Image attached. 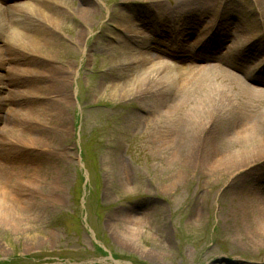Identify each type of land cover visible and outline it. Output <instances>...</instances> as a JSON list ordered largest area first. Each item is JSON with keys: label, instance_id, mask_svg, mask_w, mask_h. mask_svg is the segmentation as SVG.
I'll return each instance as SVG.
<instances>
[{"label": "rangeland", "instance_id": "374dc122", "mask_svg": "<svg viewBox=\"0 0 264 264\" xmlns=\"http://www.w3.org/2000/svg\"><path fill=\"white\" fill-rule=\"evenodd\" d=\"M175 1L57 0L30 49L11 37L26 34L23 17L0 10V197L20 228L0 220V264H264V247L239 233L264 153L224 166L243 151L238 133L264 129V102L163 69L148 93H122L147 50L219 60L264 84V0L170 11ZM175 131L196 134L203 159L178 158L179 141L164 144Z\"/></svg>", "mask_w": 264, "mask_h": 264}, {"label": "bare ground", "instance_id": "6f19581e", "mask_svg": "<svg viewBox=\"0 0 264 264\" xmlns=\"http://www.w3.org/2000/svg\"><path fill=\"white\" fill-rule=\"evenodd\" d=\"M2 0H0V10L4 11H14L19 16H22L23 19V26L26 31V34L24 35L19 34L16 32L15 34H12L11 37H14L15 40L21 45H25L28 49L31 47H36L35 44V36L37 34H40L41 32L47 31L45 25L53 24V16H48V14L45 13V7L51 6V4L55 5L58 4L57 0H35V4L30 2H24V1H17L14 2L12 5H8L6 8H2ZM34 2V0H32ZM154 1V0H151ZM203 2L200 0L198 1H175L173 8H170V11H200L201 9H204L202 7ZM208 3V2H207ZM206 3V4H207ZM44 5V6H43ZM150 4L148 6L142 7L146 11H161L162 7L159 3ZM251 7H255V5L252 3ZM82 11L88 10L84 9ZM86 13V12H85ZM51 25L48 33L50 35L56 32V29L52 27ZM15 30V29H14ZM16 31V30H15ZM29 35V36H28ZM200 41V40H199ZM232 50V49H231ZM230 51V47H228L225 50V53ZM174 52H170L171 55H174ZM162 53V54H161ZM166 53V52H165ZM162 51H156V52H143V56L140 59H135V63H140L141 70L138 72L136 77L134 78V82L132 83L131 87L128 89H125L123 91V95L129 94L130 92L135 93H148L149 87L154 86L155 80L153 79L157 72V70L163 69L170 73H175L177 77H180L182 79V82L187 83L189 86L196 87L197 85H200L201 83L205 81H212L215 84L224 86L226 88L232 89L234 92L248 96L252 100L264 102V84H258V81L255 82L251 80L247 75H245L242 72H238L236 70H233L229 65L226 63H222L219 60H203L198 59V61H185L180 62L177 61V58H172L171 55L165 54ZM178 56V55H174ZM200 57V56H196ZM260 61H264V54L259 56ZM201 58V57H200ZM3 59V56L0 52V61ZM220 63H219V62ZM253 66V64H252ZM17 69V68H16ZM29 71H32L31 69H27ZM35 70V69H33ZM14 71L13 68H10L9 72L12 73ZM17 71V70H16ZM23 71V70H22ZM48 71L53 76L55 75L56 78L60 79H66L67 76L70 74L68 68L65 66L56 67L54 65H51L48 67ZM162 76H159L158 80H164L166 76L164 74H161ZM50 76V75H49ZM163 77V78H162ZM179 78V79H180ZM180 79V80H181ZM159 83V82H158ZM62 86H64V82H62ZM153 94L156 93L152 92ZM12 112V110H11ZM8 122V121H7ZM5 123V125L7 124ZM164 140V144H171L178 142L176 145V154H178V158L181 157L182 151L186 152L182 155L183 162L187 166L194 165L195 157L197 154L201 156L203 159L204 155L199 151L200 147L197 146V141L194 140V137H196V134L190 135L188 137V141L185 139L186 136L181 135L178 136L179 132L175 131V133H167ZM184 135V134H183ZM178 136V139L176 140V137ZM182 136V138H181ZM237 138V144L240 147H243V151H238L235 155L237 158L235 161L231 162L232 158H228L227 164H225V168L234 167L238 163L241 162L240 159H243L245 161L246 159H251L253 157H256L260 155L261 153H264V129L257 130L256 127L251 126L250 128H247L246 131H242L236 135ZM163 142V141H162ZM188 142H190L188 145H186ZM170 146V145H169ZM201 154V155H200ZM234 156V158L236 157ZM227 157V156H226ZM201 159V160H202ZM240 161V162H239ZM220 168V167H219ZM256 191V192H255ZM254 193L251 192L249 195L250 202L248 201L247 205H243V208L240 210L241 214H243V219L240 221V239L242 240L244 245H249L250 247H264V187H259L257 190H255ZM59 191H51L50 189V195L54 197V199H58V195L56 194ZM56 197V198H55ZM7 201L1 196L0 197V218L5 216L4 220L3 218L0 219L1 223L8 224L10 226L14 225L15 218H11L12 216H8V213H12L11 211H14L11 205H7ZM5 207H9L8 212H3V209ZM11 210V211H10ZM252 213L251 217L250 214ZM5 213V214H4ZM3 221V222H2ZM14 223V224H13ZM19 221L16 222L15 225H17ZM7 225V226H8ZM11 228L20 229L18 227L12 226Z\"/></svg>", "mask_w": 264, "mask_h": 264}, {"label": "water", "instance_id": "95a60500", "mask_svg": "<svg viewBox=\"0 0 264 264\" xmlns=\"http://www.w3.org/2000/svg\"><path fill=\"white\" fill-rule=\"evenodd\" d=\"M260 187H264V186L262 185V186H260Z\"/></svg>", "mask_w": 264, "mask_h": 264}]
</instances>
